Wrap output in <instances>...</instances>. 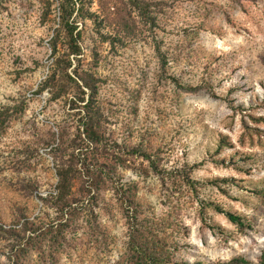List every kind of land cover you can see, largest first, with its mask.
<instances>
[{
    "label": "rangeland",
    "instance_id": "1",
    "mask_svg": "<svg viewBox=\"0 0 264 264\" xmlns=\"http://www.w3.org/2000/svg\"><path fill=\"white\" fill-rule=\"evenodd\" d=\"M145 1L158 4L155 27L134 17L132 32L118 33V27L99 24L102 0H84L92 17L74 18L82 55L70 71L77 66L102 82L96 101L107 133L120 146L158 153L165 173L191 168L196 197L171 176L140 175L138 162L115 172L144 216L186 229L175 258L189 264L234 258L257 263L264 250V198L256 194L264 187V0ZM59 4L0 0V221L6 228L19 223L20 212L37 226L55 221L36 194L54 192L48 151L61 135L71 139L78 126L71 92L56 101H49L47 91L36 93L54 58L65 53L62 34L55 57L50 48L59 30ZM28 186L35 191L29 194ZM201 202L239 215L246 228L210 208L201 212ZM127 235L119 197L108 189L91 212L81 211L69 225L53 262L116 264L126 252ZM8 250L0 238V264H12ZM47 252L31 249L22 264H51Z\"/></svg>",
    "mask_w": 264,
    "mask_h": 264
},
{
    "label": "trees",
    "instance_id": "2",
    "mask_svg": "<svg viewBox=\"0 0 264 264\" xmlns=\"http://www.w3.org/2000/svg\"><path fill=\"white\" fill-rule=\"evenodd\" d=\"M84 0H60L58 28L52 38L50 48L52 56H56L57 42L63 35L65 53L56 56L52 63V71L38 87L37 95L47 91L49 101H56L72 93L71 110L76 109L77 129L71 139L64 141L63 135L59 143L48 151L52 159L56 185L54 192L45 196L36 194L37 199L46 207L52 209L56 215L55 221L37 226L34 220L26 218L20 212V220L16 226L6 228L0 221V238L8 242L12 264H22L25 255L31 249L37 251L46 247L45 259L55 264L56 252L62 247V241L69 225L83 210L91 212L96 207L100 194L112 189L119 197L120 210L128 223L126 252L116 264H189L175 258L176 252L182 247L180 233L187 236L186 229L180 224L169 222L164 217L154 222L144 216L142 204L131 193L129 187L124 188L116 178L117 168L135 167L139 163V174L147 177L171 176L180 188H185L197 196L196 183L190 179L191 168L180 167L171 169L168 173L162 172L159 154L148 152L139 146H120L112 135L107 133L103 112L96 101L99 85L102 83L88 72H78L79 57L82 55L80 46V31L75 25L74 18L84 16L91 18L83 6ZM158 4L145 0H102L99 3L102 17L99 24L105 23L109 28L118 27V33H131L134 27V17L140 23L155 27V17ZM94 18V17H93ZM95 19V18H94ZM98 19V18H96ZM96 21H94L95 24ZM103 41L111 44L119 42L115 37L101 36ZM157 54H159V51ZM160 56V54H159ZM162 68L166 63L160 57ZM73 62L77 66L73 67ZM198 89H187L185 92H196ZM264 122V120H259ZM224 145V142H221ZM224 165V161H220ZM77 185L75 191L73 186ZM29 194L35 188H26ZM256 194L264 198V187L256 190ZM200 203V202H199ZM200 211L210 208L216 214L222 215L239 229L246 228L242 217L224 209L216 203L201 202ZM202 216V213H201ZM204 218L201 217V221ZM210 227V226H208ZM226 264H264V250L257 263L245 258H234Z\"/></svg>",
    "mask_w": 264,
    "mask_h": 264
}]
</instances>
